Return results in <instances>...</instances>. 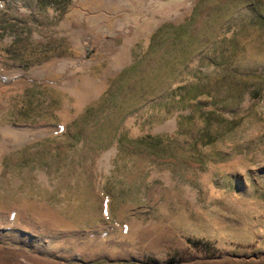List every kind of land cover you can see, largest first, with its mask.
Returning a JSON list of instances; mask_svg holds the SVG:
<instances>
[{
	"label": "rangeland",
	"instance_id": "obj_1",
	"mask_svg": "<svg viewBox=\"0 0 264 264\" xmlns=\"http://www.w3.org/2000/svg\"><path fill=\"white\" fill-rule=\"evenodd\" d=\"M0 264H264V0H0Z\"/></svg>",
	"mask_w": 264,
	"mask_h": 264
}]
</instances>
